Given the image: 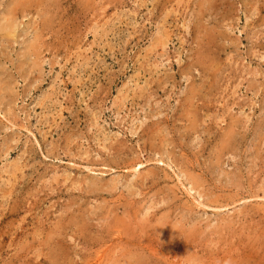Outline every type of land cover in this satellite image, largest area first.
<instances>
[{
	"label": "rangeland",
	"instance_id": "rangeland-1",
	"mask_svg": "<svg viewBox=\"0 0 264 264\" xmlns=\"http://www.w3.org/2000/svg\"><path fill=\"white\" fill-rule=\"evenodd\" d=\"M0 264H264V0H0Z\"/></svg>",
	"mask_w": 264,
	"mask_h": 264
},
{
	"label": "bare ground",
	"instance_id": "bare-ground-1",
	"mask_svg": "<svg viewBox=\"0 0 264 264\" xmlns=\"http://www.w3.org/2000/svg\"><path fill=\"white\" fill-rule=\"evenodd\" d=\"M173 1V0H172ZM216 2V1H215ZM248 5V4H247ZM246 6V5H245ZM182 7V6H181ZM170 10V9H169ZM38 11V10H37ZM189 12V11H188ZM193 12V11H192ZM43 15V14H42ZM168 15V14H167ZM5 27V26H4ZM91 27V26H90ZM258 27V26H257ZM89 28V27H88ZM199 28V27H198ZM162 32V31H161ZM208 36V35H207ZM46 37V36H45ZM160 39V38H159ZM155 43V42H154ZM166 43V42H165ZM157 44H159V41H158V43ZM160 45H161V43H160ZM202 68V67H201ZM217 68V67H216ZM203 87H205V86H203ZM203 90V89H202ZM206 90V89H205ZM197 97V96H196ZM204 97V96H203ZM201 99V98H200ZM194 102V101H193ZM217 149V148H216ZM208 158H210V157H208ZM214 159V158H213ZM201 160V159H200ZM207 163V162H206ZM136 164V163H135ZM194 164V163H193ZM16 167V166H15ZM14 167V168H15ZM17 168V167H16ZM182 168V167H181ZM187 171V170H186ZM148 174V173H147ZM230 174V173H229ZM183 175V174H182ZM14 176V175H13ZM15 177V176H14ZM236 177H237V175H236ZM234 178V177H233ZM217 179V178H216ZM200 182V181H199ZM240 182V181H239ZM201 183V182H200ZM144 185V184H143ZM232 185V184H231ZM237 186V185H236ZM193 190V189H192ZM198 192V191H197ZM202 192V191H201ZM194 197V196H193ZM13 207V206H12ZM179 208V207H178ZM122 211V210H121ZM177 213V212H176ZM182 213V212H181ZM10 214V213H9ZM21 214V213H20ZM185 214V213H184ZM146 216V215H145ZM162 216V215H161ZM21 217V216H20ZM72 217H73V215H72ZM179 217H180V215H179ZM168 218V217H167ZM23 219V218H22ZM18 220V219H17ZM169 220V219H168ZM66 221V220H65ZM64 221V222H65ZM176 222V221H175ZM144 223V222H143ZM151 223V222H150ZM223 223V222H222ZM183 224V223H182ZM17 225V224H16ZM180 225V224H179ZM155 226V225H154ZM74 227V226H73ZM151 227H153V226H151ZM159 227V226H158ZM181 227V226H180ZM13 228V227H12ZM187 228V227H186ZM89 229V228H88ZM115 229V228H114ZM165 229V228H164ZM131 230V229H130ZM188 230V229H187ZM122 231H124V230H122ZM131 232V231H130ZM135 232V231H134ZM55 233V232H54ZM126 233V232H125ZM140 233V232H139ZM117 234V233H116ZM185 234V233H184ZM85 235V234H84ZM114 235V234H113ZM112 235V236H113ZM193 235V234H192ZM192 235H191V237H192ZM64 236V235H63ZM71 236V235H70ZM126 236V235H125ZM146 236V235H145ZM33 237V236H32ZM35 237V236H34ZM40 237V236H39ZM72 237V236H71ZM111 237V236H110ZM114 237V236H113ZM164 237V236H163ZM35 239V238H34ZM64 239V238H63ZM127 239V238H126ZM182 239H184V238H182ZM194 239V238H193ZM36 240H38V238L37 239H35V241ZM147 240V239H146ZM215 240V239H214ZM237 240V239H236ZM31 241V240H30ZM38 241H40V239L38 240ZM177 241H178V239H177ZM180 241V240H179ZM193 241V240H192ZM219 241V240H218ZM71 242V241H70ZM171 242V241H170ZM118 243V242H117ZM215 243H216V241H215ZM38 244V243H37ZM61 244V243H60ZM125 244V243H124ZM239 244V243H238ZM42 245V244H41ZM58 245H59V242H58ZM58 245H57V248H58ZM260 245V244H259ZM37 246V245H36ZM107 246V245H106ZM184 246V245H183ZM205 247V246H204ZM187 248V247H186ZM189 248V247H188ZM247 248V247H246ZM23 249V248H22ZM60 248H58V250H59ZM222 249V248H221ZM27 250V249H26ZM34 250H36V249H34ZM49 250V249H48ZM160 250V249H159ZM180 250V249H179ZM178 251V250H177ZM182 251V250H181ZM261 251V250H260ZM54 252V251H53ZM55 252H58V251H55ZM60 252V251H59ZM66 252V251H65ZM199 252V251H198ZM24 253V252H23ZM34 253V252H33ZM36 253H37V250H36ZM62 253V252H61ZM60 253V254H61ZM63 253H64V251H63ZM28 254V253H27ZM38 254H40V253H38ZM53 254V253H52ZM52 254H51V256H49V258L50 257H52ZM55 254V253H54ZM73 254V253H72ZM42 255V254H41ZM48 255H49V253H48ZM28 256V255H27ZM36 256V255H35ZM56 257V254L55 255H53V257ZM102 256V255H101ZM154 256V255H153ZM237 256V255H236ZM105 257V256H104ZM37 259V258H36ZM54 259V258H53ZM99 259V258H98ZM154 259V258H153ZM55 260V259H54ZM193 260V259H192ZM75 261V260H74ZM99 261H101V260H99ZM137 261V260H136ZM128 263V262H127ZM187 263V262H186Z\"/></svg>",
	"mask_w": 264,
	"mask_h": 264
}]
</instances>
